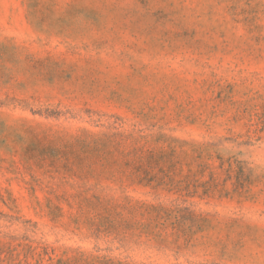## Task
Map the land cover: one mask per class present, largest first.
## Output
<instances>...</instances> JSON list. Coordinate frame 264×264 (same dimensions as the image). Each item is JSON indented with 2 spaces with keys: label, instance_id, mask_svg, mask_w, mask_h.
Wrapping results in <instances>:
<instances>
[{
  "label": "rangeland",
  "instance_id": "rangeland-1",
  "mask_svg": "<svg viewBox=\"0 0 264 264\" xmlns=\"http://www.w3.org/2000/svg\"><path fill=\"white\" fill-rule=\"evenodd\" d=\"M0 264H264V0H0Z\"/></svg>",
  "mask_w": 264,
  "mask_h": 264
}]
</instances>
